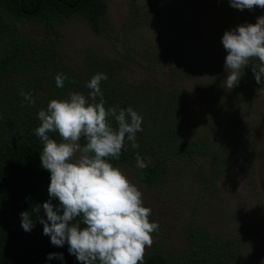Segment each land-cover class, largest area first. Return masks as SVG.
<instances>
[{"label": "trees", "instance_id": "obj_1", "mask_svg": "<svg viewBox=\"0 0 264 264\" xmlns=\"http://www.w3.org/2000/svg\"><path fill=\"white\" fill-rule=\"evenodd\" d=\"M193 2V7L205 6L202 0ZM130 7L121 36L115 37L105 25L107 0H0V97L10 95L4 109H1L3 104L0 103V110L12 109V105L8 104L15 96H21L22 91L32 93L35 100L34 106H29L26 119L7 118L6 131L0 130V264H79L75 256L68 253L67 244L56 247L50 243V238L43 235V226L38 220L31 232H25L20 226V213L30 212L33 205L48 200L50 174L41 167L39 153L42 143L34 133L40 123L36 105L41 99V105L46 106L52 99H67L70 92L87 95L91 90L86 84L97 73L108 76L100 85L106 108L118 105L126 109L131 106L143 117V131L136 134L139 147L133 149L129 143L127 150H122L119 160H110V163L118 168L137 164L135 157L138 153L148 164L147 168L141 169V182L146 185H154L160 179L163 174L161 164L173 157L203 171L202 161L193 156L197 153L195 146L188 145L174 126L176 118L189 105V95L177 83L190 77L189 64L193 57L188 55V44L186 41L180 44L182 52L175 47L155 45L136 50L135 62L148 72L154 73L155 67L172 62L169 72L175 79V85L170 89H163L147 77L128 76L132 61V57L127 56L132 38L130 31L151 20L147 4L138 6L132 3ZM74 18L89 25L94 35L110 41L113 48L116 41H121L123 50L115 53L119 59L105 53L89 52L80 71L63 64L64 51L58 45L60 35L55 24ZM27 23L42 26V39L25 28ZM117 49L115 46V51ZM248 70H251V65L247 66ZM59 73L67 77L63 88L55 85L54 77ZM22 75L27 84L15 87ZM73 80L75 83H70ZM260 90L264 102V90ZM23 103L27 104L24 99ZM215 153H218L217 147ZM248 159L251 162V158ZM204 182L203 192L212 189L214 179L209 184ZM249 183L256 184L253 178ZM252 189L255 198L261 200L260 191L256 187ZM239 202L236 199V203ZM52 203L57 205L58 201L53 200ZM38 215L46 219L42 210ZM193 223L184 227L187 240L185 252L172 256L154 253L144 260V264H258L253 254L243 253L248 242L246 236L223 237L210 233L199 222ZM50 253H62L63 259L49 260L47 256Z\"/></svg>", "mask_w": 264, "mask_h": 264}, {"label": "rangeland", "instance_id": "obj_2", "mask_svg": "<svg viewBox=\"0 0 264 264\" xmlns=\"http://www.w3.org/2000/svg\"><path fill=\"white\" fill-rule=\"evenodd\" d=\"M107 1L105 25L115 37L121 36L132 3L147 4L150 11L151 20L130 31L132 38L127 56L132 57V61L128 76L147 77L168 90L175 85L169 72L172 62L155 67V72L151 73L135 62L136 50L155 45L175 47L182 52L180 44L186 41L188 55L193 57L189 64V79L177 82L189 95V105L176 118L174 126L188 145L195 146L197 153L193 156L202 161L203 171L173 157L161 164L164 172L160 179L154 185H146L141 182L142 171L137 164L119 167L143 193L144 206L152 209L150 222L159 224V230L152 234L153 245L146 248L145 259L154 253L172 256L185 252L184 227L199 222L215 235L246 236L248 242L243 253L253 254L258 264H264V102L253 73L246 71L247 67L238 86L230 91L224 87L227 53L221 43L226 30L246 23L254 24L257 17L264 15V10L240 11L230 7L228 0H202L204 7H193V0ZM55 27L60 35L58 45L64 51L63 64L75 70L82 69V62L89 52L105 53L119 59L115 53L123 50L121 41H116L113 48L110 41L94 35L81 19L65 20ZM25 28L42 39V26L27 23ZM115 46L118 47L116 51ZM21 84H27L23 75L15 87L20 88ZM9 97V94L0 97L1 109ZM23 99L15 96L8 104L12 109L0 110L1 131L7 129V118L18 121L27 118L30 107ZM42 101L36 105V112L46 106L41 105ZM252 178L256 184L249 183ZM212 179L215 182L212 189L203 192L204 181L209 184ZM254 187L260 191L261 200L255 198ZM236 199L240 201L238 204Z\"/></svg>", "mask_w": 264, "mask_h": 264}, {"label": "clouds", "instance_id": "obj_3", "mask_svg": "<svg viewBox=\"0 0 264 264\" xmlns=\"http://www.w3.org/2000/svg\"><path fill=\"white\" fill-rule=\"evenodd\" d=\"M228 3L240 11L264 10V0ZM221 43L227 53L224 87L230 91L238 86L251 65L256 84L264 90V15L254 24L226 30ZM54 79L56 87L63 88L67 77L59 73ZM107 79L97 73L86 84L91 90L87 95L70 92L67 99H52L38 111L40 123L34 133L42 143L41 167L50 174L48 200L21 212L20 226L31 232L38 220L50 243L67 244L79 264H144L159 224L150 222L152 209L144 206L143 193L109 162L119 160L129 143L133 149L139 147L136 134L143 131V117L131 106L105 107L100 85ZM20 95L34 106L32 93ZM135 159L138 168L148 167L138 153ZM41 210L46 219L39 217ZM53 258L62 260L63 254H48L47 259Z\"/></svg>", "mask_w": 264, "mask_h": 264}]
</instances>
